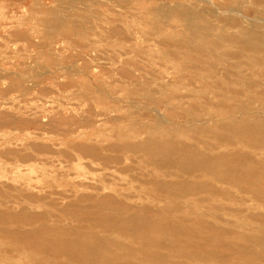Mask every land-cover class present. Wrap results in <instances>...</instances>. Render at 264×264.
<instances>
[{
  "label": "rangeland",
  "instance_id": "1",
  "mask_svg": "<svg viewBox=\"0 0 264 264\" xmlns=\"http://www.w3.org/2000/svg\"><path fill=\"white\" fill-rule=\"evenodd\" d=\"M56 15L66 20L51 30ZM262 17L264 0H0V114L13 118L0 117V152L36 139L71 156L96 139L199 151L173 153L181 164L168 168L118 155L129 174L61 155L55 169L0 159V264H79L53 259L55 245L97 239L147 248L145 264H264V243L244 236L264 240V165L241 156L264 161V144L221 129L246 105L264 118V50L242 45ZM89 112L81 136L50 125ZM211 154L231 160L183 168Z\"/></svg>",
  "mask_w": 264,
  "mask_h": 264
},
{
  "label": "bare ground",
  "instance_id": "2",
  "mask_svg": "<svg viewBox=\"0 0 264 264\" xmlns=\"http://www.w3.org/2000/svg\"><path fill=\"white\" fill-rule=\"evenodd\" d=\"M241 17H244V16L241 15ZM65 20H66V17L64 18V17H61L60 15H56V17L54 18V24H52L51 30L56 29L58 26H61V24H63ZM198 29L200 28L196 27L194 29V31L192 32V35L190 36V41H191V44L195 46L197 49H202L201 41H203V38H204L203 36L205 35H202L201 30H198ZM254 29H255L254 30L255 33L253 34L252 32L246 35V37L243 39L242 45L248 49L264 50V17L256 21ZM15 87L21 88V85L16 84ZM11 91L12 90H9L7 93H10ZM242 110L244 111V112L242 111L243 113L241 111H238L237 115L239 114L240 115L236 116V118L233 117L232 119H230L229 123L223 125L221 129L229 130L235 136L240 137L244 144L249 145L252 148H258L259 145L264 144V118L258 117V116L254 117L255 111H253L248 105L244 106ZM85 115L79 116L76 119L66 118L65 122L63 121V118H56L51 121L50 125L56 126L55 123H60V122L65 123V124H61V127H56L58 131H62L64 135H70L72 133L79 132V135L81 136L82 131L80 130L89 128L95 124L94 123L95 120L92 118L90 112ZM0 117L13 119L11 114H8V113L0 114ZM4 124H8V123L5 122ZM215 126H211V127L201 126L200 122H197L195 125L197 131H203V132H205L206 130L211 131L212 128L218 127V125H215ZM221 138L225 143H231V144L234 143L233 136L231 137L222 136ZM35 141L36 142L28 144L24 150H20V151H15V150H12L11 148H6L2 152H0V159H5L7 162L16 165V168H22L28 163L33 162L31 164L32 167L34 166V164H42L43 166H48V167H52L53 169H55L57 167L55 163L56 161H59L56 159V156L61 155V156H67L69 160L77 159L80 163L83 160H90L91 164H97L98 166H102L103 168L101 170L103 171L113 170V172H116V173L120 172L123 174H129L130 172L135 171V169L130 166L122 165L123 158L119 157L118 155L126 156L124 159L127 160L130 158L129 157L130 154L132 155H137L141 153L145 155L153 154L155 155V157L151 159L153 164L157 165L158 167L168 168L170 166H174L178 164L179 162L178 159L173 156V153L177 152L178 154H184L185 152H189V153L199 152L198 150L194 149L192 146H184L178 143L175 144L174 142L171 145H169L166 150L161 145H155V143L150 139L144 142H140V143L128 141L124 143L123 145L119 143L105 144L103 143L102 140L96 139L94 142H91L88 145L76 144L74 147H72V149H74V152L76 153V156H71L70 154H67L65 152H54L49 146L41 144L42 140L36 139ZM48 155L49 156L52 155V157H49ZM42 156L43 157L45 156L46 157L45 159L47 160H51V164L50 162H46L45 160H43ZM234 156L240 158L238 155H234ZM241 156L250 163L264 165V161L256 162L253 159L251 154H242ZM40 160L45 161V162H40ZM230 160H231V156L229 155H218V154L212 155L211 154V155H206L204 159H198V161H195L191 163V165H188V166L187 164H185L187 160L182 163H184L183 168L187 171L197 169L203 172H210L211 171L210 164L222 163V162H227ZM67 162H70V161H67ZM148 162L151 164L150 160H148ZM66 166L67 165L65 166L61 165L60 169H65ZM88 167L91 169L94 168L93 165H88ZM48 171H49L48 172L49 174L53 172V170H48ZM112 174L114 175V173ZM253 175L254 174H249L248 176L251 177ZM219 176L223 177V175H219ZM144 184H147V182H144ZM159 185L161 186V188L163 187L166 189H169L172 186V185H167L166 183H163V182H160ZM196 188L200 190V187H196ZM185 189H188V188L182 186L181 190H185ZM172 191L173 192L176 191L175 187L174 189H172ZM137 193L138 192H136V194ZM26 197L33 199L34 195L26 194ZM10 203L11 201L7 202V204H10ZM130 209L132 208L127 207L126 210L124 211L130 210ZM256 216H257V219L264 220V214H259ZM199 218L202 219V217H199ZM140 227L141 226L139 224L133 225V229H138ZM223 231H226L228 233L233 232L230 229H224ZM244 236L248 237V239H250L251 242L253 243H258V242L259 244L264 243L263 239L254 238L252 234L250 233H247ZM110 241L111 240H98L97 239V240H93V242H89V241L81 242L78 240H70L68 242L55 245V248H53L54 251L51 253V257L55 260L65 258L66 260L77 262L79 264H145L146 261L153 260L152 259L153 255L147 248L137 249L130 245L119 244V246H117V249H115L114 244L111 243ZM131 260H136L137 262H133Z\"/></svg>",
  "mask_w": 264,
  "mask_h": 264
}]
</instances>
